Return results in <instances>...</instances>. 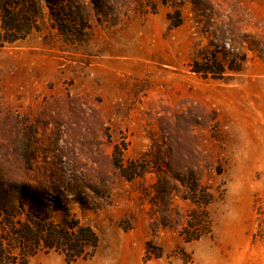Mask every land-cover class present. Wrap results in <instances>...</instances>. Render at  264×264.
<instances>
[{
	"label": "rangeland",
	"instance_id": "obj_1",
	"mask_svg": "<svg viewBox=\"0 0 264 264\" xmlns=\"http://www.w3.org/2000/svg\"><path fill=\"white\" fill-rule=\"evenodd\" d=\"M0 244L264 264V0H0Z\"/></svg>",
	"mask_w": 264,
	"mask_h": 264
},
{
	"label": "clouds",
	"instance_id": "obj_2",
	"mask_svg": "<svg viewBox=\"0 0 264 264\" xmlns=\"http://www.w3.org/2000/svg\"><path fill=\"white\" fill-rule=\"evenodd\" d=\"M233 151L236 159H243L246 155V145L241 141V143L234 146ZM238 191L237 185L232 184L229 186L230 194L235 195ZM196 258L197 264H221L215 250L210 245H202L196 249ZM111 264H115V261H112ZM235 264H243V261H236Z\"/></svg>",
	"mask_w": 264,
	"mask_h": 264
},
{
	"label": "trees",
	"instance_id": "obj_3",
	"mask_svg": "<svg viewBox=\"0 0 264 264\" xmlns=\"http://www.w3.org/2000/svg\"><path fill=\"white\" fill-rule=\"evenodd\" d=\"M67 246L69 247V249L76 251L74 254L75 258L82 256L81 252L79 250H77L78 245L68 244ZM5 251H6V249L3 247L2 244H0V264H5V257H6Z\"/></svg>",
	"mask_w": 264,
	"mask_h": 264
}]
</instances>
